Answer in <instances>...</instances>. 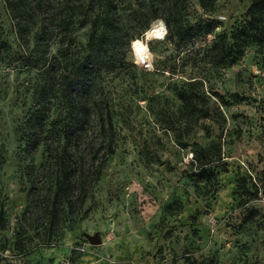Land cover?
I'll return each instance as SVG.
<instances>
[{"label": "rangeland", "instance_id": "obj_1", "mask_svg": "<svg viewBox=\"0 0 264 264\" xmlns=\"http://www.w3.org/2000/svg\"><path fill=\"white\" fill-rule=\"evenodd\" d=\"M250 1L215 0L214 11L206 14L197 0H185L184 17L213 31L180 48L166 39L152 40L151 69L137 63L130 46L126 59L135 68L108 74L101 85L115 132L114 152L75 224L67 220L51 242L31 240L25 256L8 247L15 219L27 204L26 173H52L53 167L43 148L32 159L21 153L19 128L35 72L0 61L5 150L0 199L7 221V229L0 230V264H72L74 252L75 264H264V51L248 37L235 39ZM0 24L15 50L1 1ZM86 33L78 27L76 43L84 44ZM179 94L197 99L198 118L184 112ZM60 113L54 105L50 125ZM202 149L214 159L215 182H201L198 163L183 161ZM241 176L256 179L257 196L249 194L248 180V193L236 190ZM48 183H38L42 193ZM175 200L181 210L168 215L165 207ZM93 235L101 244L89 243Z\"/></svg>", "mask_w": 264, "mask_h": 264}, {"label": "trees", "instance_id": "obj_2", "mask_svg": "<svg viewBox=\"0 0 264 264\" xmlns=\"http://www.w3.org/2000/svg\"><path fill=\"white\" fill-rule=\"evenodd\" d=\"M13 29L16 48L4 39L0 24V61L18 64L35 78L26 88L28 106L20 125L21 153L32 159L40 148L52 160V173H26L27 204L15 219L8 249L13 255L28 253L26 244L33 239L51 242L62 234L66 221L73 226L94 184L99 180L108 158L114 152L115 132L102 90L104 77L115 71L135 68L126 55L131 41L142 36L150 21L166 20V40L175 48L193 38L209 35L208 24L191 23L184 17L185 0H0ZM206 14L214 11L215 0H197ZM87 30L84 44L74 38L77 28ZM248 37L258 52L264 51V0H251L243 29L237 37ZM55 52L51 51V44ZM185 113L195 119L201 108L197 99L178 95ZM60 109L50 125L51 109ZM0 144V170L5 163ZM216 159H220L219 152ZM214 157V156H213ZM264 157V139H263ZM214 159L205 150L192 154L198 163L201 182L216 181L210 168ZM264 180V170H263ZM49 181L46 193L38 183ZM258 195L255 178L241 176L236 190ZM243 195V194H241ZM181 210L175 200L165 207L168 215ZM7 229L3 201L0 199V230ZM4 248L0 247V261ZM79 259L75 252L71 263ZM25 264H29L26 262ZM198 264H209L202 260Z\"/></svg>", "mask_w": 264, "mask_h": 264}, {"label": "clouds", "instance_id": "obj_3", "mask_svg": "<svg viewBox=\"0 0 264 264\" xmlns=\"http://www.w3.org/2000/svg\"><path fill=\"white\" fill-rule=\"evenodd\" d=\"M169 35V28L165 19L157 17L150 21L149 27L142 36L131 41V49L137 63L144 64L151 69L152 64L146 63L152 57L149 42L152 40L164 41Z\"/></svg>", "mask_w": 264, "mask_h": 264}, {"label": "water", "instance_id": "obj_4", "mask_svg": "<svg viewBox=\"0 0 264 264\" xmlns=\"http://www.w3.org/2000/svg\"><path fill=\"white\" fill-rule=\"evenodd\" d=\"M88 241L92 245L101 244V239H100V237L98 235H93V236L88 237Z\"/></svg>", "mask_w": 264, "mask_h": 264}, {"label": "built area", "instance_id": "obj_5", "mask_svg": "<svg viewBox=\"0 0 264 264\" xmlns=\"http://www.w3.org/2000/svg\"><path fill=\"white\" fill-rule=\"evenodd\" d=\"M189 159H191V156H188V157L184 158L183 161H184L185 163H188Z\"/></svg>", "mask_w": 264, "mask_h": 264}, {"label": "bare ground", "instance_id": "obj_6", "mask_svg": "<svg viewBox=\"0 0 264 264\" xmlns=\"http://www.w3.org/2000/svg\"><path fill=\"white\" fill-rule=\"evenodd\" d=\"M146 63H149V61H146ZM144 65V64H143Z\"/></svg>", "mask_w": 264, "mask_h": 264}]
</instances>
